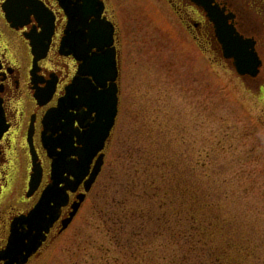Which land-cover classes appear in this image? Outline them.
<instances>
[{
  "label": "rangeland",
  "instance_id": "obj_1",
  "mask_svg": "<svg viewBox=\"0 0 264 264\" xmlns=\"http://www.w3.org/2000/svg\"><path fill=\"white\" fill-rule=\"evenodd\" d=\"M103 1L117 28L118 114L73 225L33 264H211L188 232L187 195L236 233L238 255L264 264V91L220 57L212 27L198 47L166 0Z\"/></svg>",
  "mask_w": 264,
  "mask_h": 264
},
{
  "label": "water",
  "instance_id": "obj_2",
  "mask_svg": "<svg viewBox=\"0 0 264 264\" xmlns=\"http://www.w3.org/2000/svg\"><path fill=\"white\" fill-rule=\"evenodd\" d=\"M57 1L68 20L60 52L73 56L79 66L56 107L44 116L42 144L51 159V184L34 209L14 223L7 247L0 254L7 264H25L37 252L61 209L67 206L68 192L75 193L83 185L84 193L77 195L69 217L62 222V231L71 223L101 172L103 150L118 112L114 26L103 16V2ZM190 1L202 8L214 25L223 57L232 60L238 76L255 77L259 61L253 44L236 32L229 23L231 17L224 15L213 0ZM3 10L13 26L27 24L32 15L46 26L45 36H28L34 63L43 58L48 51L53 18L35 0H7ZM48 89L45 102L53 92ZM41 176L42 170L34 161L30 190H34Z\"/></svg>",
  "mask_w": 264,
  "mask_h": 264
},
{
  "label": "flooded vegetation",
  "instance_id": "obj_3",
  "mask_svg": "<svg viewBox=\"0 0 264 264\" xmlns=\"http://www.w3.org/2000/svg\"><path fill=\"white\" fill-rule=\"evenodd\" d=\"M35 1L53 18L48 51L36 64L28 36H45L46 26L33 15L27 24L13 26L2 9L6 0H0V254L7 247L14 223L34 209L51 184V159L42 144L43 119L47 111L57 105L78 67L73 56L60 52L67 18L59 2ZM103 2L105 16L114 24ZM166 2L181 19L185 33L198 42L199 47H203L200 37L205 38L204 42L207 36L211 39L210 27L213 28L205 11L194 6L190 0ZM213 4L224 15L231 17L229 23L240 36L253 44L259 60L258 74L256 77L245 76L242 80L250 81L264 91V0H213ZM114 27V46L117 50L115 24ZM47 89L53 92L45 102ZM33 159L35 165L41 168L42 176L34 190H30ZM79 193H83V185L75 193H68L67 206L61 209L46 240L25 264H33L46 249L49 251V248L57 247L61 236L71 228L77 216L62 231V221L69 217L71 205L77 201ZM0 264H7V260L0 258Z\"/></svg>",
  "mask_w": 264,
  "mask_h": 264
},
{
  "label": "trees",
  "instance_id": "obj_4",
  "mask_svg": "<svg viewBox=\"0 0 264 264\" xmlns=\"http://www.w3.org/2000/svg\"><path fill=\"white\" fill-rule=\"evenodd\" d=\"M143 170H144V167H143ZM161 172L163 173L164 170H162ZM177 175H178V173L174 174V176H177ZM165 176L167 177V175H165ZM155 197H156V199L158 198V200H156V201L160 202L159 205L161 206L162 209L164 206H166L168 204V200H167V197L165 195H162L160 197V195L158 193H155ZM182 200L183 201L186 200V201H184V203L187 202L186 203L187 208L185 207V209L190 210V211H188V214H185V215H188V219H187L188 220L187 227L189 228L188 232L190 231L189 234L191 233V238L194 241H196V243H199L203 247L202 254L207 253L208 261L210 260L211 264H253L252 258L250 256H247V254H244L242 251H241V254L239 253V255H238L237 249L234 247L236 245V243H235L236 233L234 234L233 230L231 232L230 228L224 229V230H222V229L219 230V228L216 227V224H219L218 220H220L218 215L208 214V211H205L203 209L201 212L198 211V209H200V208H199V203H197V202L200 201V196L187 195L186 197L182 198ZM184 206H185V204H184ZM183 208L184 207H181V209H183ZM191 208H193V209H191ZM196 210L198 212H196ZM186 212L187 211H185V213ZM180 214H178V216H177L178 218L181 217ZM196 216H197V218H196ZM120 220H119V223L116 221V223H114L115 224L114 226L116 227V224H119V227H121V230L123 232L124 226L122 224L124 223V221L121 218H120ZM211 230H213L214 233L219 231V233L217 234L220 237L219 243L215 241L216 237H213L211 235ZM118 232H119V230H118ZM117 235H115V237ZM131 236H132V238L136 237V233L134 230L131 231ZM131 236H129V237L131 238ZM221 238L224 239L223 241L225 244H223V245H221L223 242L220 243ZM245 240L246 239L244 238V241ZM114 241H116L115 238H114ZM214 242L216 243V245H218L219 249L217 248V246L214 245L215 244ZM227 245L233 250V252L226 248ZM215 249L216 250L218 249V252H216ZM252 250H253L254 254H256L254 249H252ZM221 253H225V254H223V257H222V255L220 256ZM199 257L207 258V257H203V256H199ZM193 259H194V257H193ZM259 260L261 261L262 259H259ZM194 261H195V259H194ZM188 263L189 262H187L186 264H188ZM176 264H184V262L183 263H177L176 262Z\"/></svg>",
  "mask_w": 264,
  "mask_h": 264
},
{
  "label": "bare ground",
  "instance_id": "obj_5",
  "mask_svg": "<svg viewBox=\"0 0 264 264\" xmlns=\"http://www.w3.org/2000/svg\"><path fill=\"white\" fill-rule=\"evenodd\" d=\"M197 43V42H196ZM199 47V46H198Z\"/></svg>",
  "mask_w": 264,
  "mask_h": 264
}]
</instances>
